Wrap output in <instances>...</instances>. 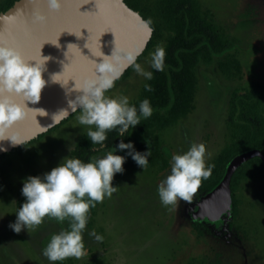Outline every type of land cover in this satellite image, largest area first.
Here are the masks:
<instances>
[{
	"label": "rangeland",
	"instance_id": "374dc122",
	"mask_svg": "<svg viewBox=\"0 0 264 264\" xmlns=\"http://www.w3.org/2000/svg\"><path fill=\"white\" fill-rule=\"evenodd\" d=\"M197 3L211 10L215 23L240 38L243 77L228 79L215 62L200 61L195 108L163 133L170 165L165 169L133 165L117 173L112 181L117 191L89 210L82 233L87 254L79 260L67 258L55 264H205L216 256L221 264H264V176L243 182L238 192L239 215L232 218L228 208L226 217L207 222L205 227L211 230L194 228L198 218L193 199L178 200L167 207L159 199L158 186L170 174L171 157L186 152L193 142L204 143L208 164L227 142L232 90L249 87L256 80L264 83V0ZM155 49L137 62L146 71H151V53ZM145 80L132 68L105 95L127 96L130 104ZM80 114L77 110L44 135L0 158V264H53L43 256L42 249L52 234L68 228V221L61 223L45 217L31 233L26 228L16 233L9 225L15 222L16 212L25 202L24 180L29 176L43 177L65 157L73 158L79 138L89 130V126L79 124ZM229 221H233L232 227ZM93 230L103 237L102 241L90 235Z\"/></svg>",
	"mask_w": 264,
	"mask_h": 264
},
{
	"label": "clouds",
	"instance_id": "9594fccd",
	"mask_svg": "<svg viewBox=\"0 0 264 264\" xmlns=\"http://www.w3.org/2000/svg\"><path fill=\"white\" fill-rule=\"evenodd\" d=\"M46 4L50 11H59L63 0H46ZM35 20L42 23L46 20V16L36 14ZM145 26L147 27V23ZM51 43L59 47L57 42ZM70 45L76 44L70 43L68 48ZM142 51L141 48L134 54L121 55L120 50L115 46L111 57L101 52L97 57L103 59L102 62L95 63L93 76L79 84L75 81L74 90L79 94L75 99L68 100V106L72 113L80 110L81 114L77 119L80 125L89 126L86 136L92 144H102L107 139L106 133L117 128L119 135L124 136L130 127L140 124L141 117L147 119L152 115L153 110L148 99L140 103L138 114L137 108L129 105L127 96L112 98L105 95L129 66L146 80L153 78L151 71H146L136 63ZM65 55L67 56V53ZM165 56V49L157 46L151 53V68L164 71ZM43 58L42 62L31 63L16 48L0 43V141L7 139L13 145L22 144L5 133L16 122L25 119L27 111L32 109L27 107L26 101L33 104L40 101L41 92L47 84L42 73L45 62L50 59L47 56ZM51 80L59 82L56 74L51 76ZM145 88L148 91L152 90L148 84ZM13 96L22 97L23 103L15 102ZM40 110H42L40 115H47L45 110ZM60 114L66 116L69 112L67 109H62L54 116ZM93 126L95 130H92ZM117 147L120 150L128 149L129 155L143 169L148 166L150 150L145 153L134 151L132 143L125 144L123 140ZM115 151L116 148L107 152L105 156L93 158L86 163L78 158L65 157L63 162L45 173L43 177L26 178L22 187L25 202L19 207L16 220L9 227L16 233H20L25 228L31 233L43 223L45 217L61 223L68 221L67 229L51 235L46 247L42 249V254L53 264L67 258L79 260L84 257L87 253L82 233L86 228L89 210L97 203L103 202L105 197L111 198L117 191L112 183L114 175L124 171L125 157L114 154ZM205 157V144L195 142L183 154H174L171 157L170 174L158 186V195L163 206L176 205L178 200L191 202L202 181L210 178L214 168V165L206 164ZM90 235L97 241L103 239L94 230Z\"/></svg>",
	"mask_w": 264,
	"mask_h": 264
},
{
	"label": "trees",
	"instance_id": "16d2710c",
	"mask_svg": "<svg viewBox=\"0 0 264 264\" xmlns=\"http://www.w3.org/2000/svg\"><path fill=\"white\" fill-rule=\"evenodd\" d=\"M14 1L3 0L0 3V11L7 9ZM125 1L132 8L139 10L153 27L152 37L136 63L157 46L163 47L166 52L164 71L151 68L153 78L144 81L137 98L129 104L134 105L139 114L140 103L148 99L153 110L152 115L147 119L141 117L140 124L130 127L125 136H119V128L108 131L107 139L103 142L106 143L105 145L92 144L86 133L83 134L77 142L73 158L86 163L93 158H101L116 148L114 154L125 157L123 168L138 165L129 155L128 149L120 150L117 147L123 140L125 144L131 142L134 151L145 153L150 150L148 168L165 169L170 165V161L164 151L163 133L195 108L198 63L215 62L226 78L241 79L244 74L239 55L241 40L215 23L211 10L207 7L202 9L197 0ZM131 69L132 67H129L115 83L128 75ZM146 84L151 86V91L146 90ZM228 111L227 142L208 163L214 165L212 174L210 178L202 181L200 188L192 197L193 201L221 180L227 165L235 155L250 148H258L264 153V83L256 80L249 87H235L231 93ZM23 144L11 151L19 149ZM11 151L0 154V158ZM262 176H264V158L259 155L236 168L231 178L232 218L235 219L239 215L241 199L238 192L243 182L257 181ZM206 222L208 221L196 220L193 226L201 231ZM232 225L233 221H229L228 226L232 227ZM220 261L216 256L205 264H221ZM187 264L195 263L190 261Z\"/></svg>",
	"mask_w": 264,
	"mask_h": 264
},
{
	"label": "water",
	"instance_id": "95a60500",
	"mask_svg": "<svg viewBox=\"0 0 264 264\" xmlns=\"http://www.w3.org/2000/svg\"><path fill=\"white\" fill-rule=\"evenodd\" d=\"M36 14L45 15L46 20L37 22ZM148 22L139 10L129 6L125 0H63L59 11H50L46 0H15L7 9L0 11V43L16 48L31 63L42 62L43 56L50 58L45 62L42 73L47 84L41 92L40 101L36 104L26 101L27 107L32 109L5 135L23 144L68 118L72 114L68 100L75 99L79 94L74 90L75 81L79 84L93 76L95 63L102 62L103 57H97L101 52L111 57L115 46L121 55L134 54L141 48L144 51L153 34V27ZM45 41L57 42L59 47ZM70 43L76 45L68 48ZM86 44L91 51L85 47ZM54 74L60 83L52 82ZM12 98L17 103H23L22 97ZM40 109L45 110L47 115H40ZM62 109H67L69 114L54 116ZM20 145H13L7 139L0 141V154ZM255 155L264 158L260 149L250 148L230 160L221 180L196 202V217L214 220L231 208L232 175L238 166Z\"/></svg>",
	"mask_w": 264,
	"mask_h": 264
},
{
	"label": "flooded vegetation",
	"instance_id": "af4514ba",
	"mask_svg": "<svg viewBox=\"0 0 264 264\" xmlns=\"http://www.w3.org/2000/svg\"><path fill=\"white\" fill-rule=\"evenodd\" d=\"M244 67V66H243ZM47 132V131H46ZM45 133V132H44ZM22 145V144H21ZM19 147V146H18ZM16 148V147H15ZM256 156V155H255ZM208 192V191H207ZM206 192V193H207ZM231 192H232V190H231ZM205 194V193H204ZM204 194H202V195H200L197 199H196V202L200 199V198H202L203 196H204ZM196 207H197V204H196ZM231 208H232V203H231ZM231 208H230V213H231ZM227 213H228V211H223L221 214H220V217L219 218H221V217H226V215H227ZM198 218V217H197ZM219 218H217V219H219ZM198 220L199 221H204V220H207L208 222H210V221H214V220H216V219H214V220H210V219H208L207 217H205V218H198ZM196 221V220H195ZM194 221V222H195ZM207 225V222L205 223V226ZM200 227H201V225H200Z\"/></svg>",
	"mask_w": 264,
	"mask_h": 264
}]
</instances>
